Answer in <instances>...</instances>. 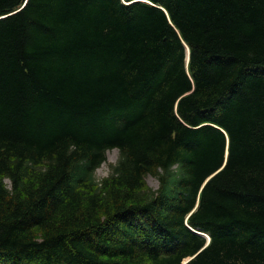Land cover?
I'll use <instances>...</instances> for the list:
<instances>
[{"label": "trees", "instance_id": "16d2710c", "mask_svg": "<svg viewBox=\"0 0 264 264\" xmlns=\"http://www.w3.org/2000/svg\"><path fill=\"white\" fill-rule=\"evenodd\" d=\"M0 264H264V0H0Z\"/></svg>", "mask_w": 264, "mask_h": 264}, {"label": "rangeland", "instance_id": "374dc122", "mask_svg": "<svg viewBox=\"0 0 264 264\" xmlns=\"http://www.w3.org/2000/svg\"><path fill=\"white\" fill-rule=\"evenodd\" d=\"M117 159V150H111L106 153V162L103 163L95 172V178L97 181H101L108 176L110 167L116 163ZM145 188L146 190L156 191L158 189V181L155 178L148 176L145 179Z\"/></svg>", "mask_w": 264, "mask_h": 264}, {"label": "water", "instance_id": "95a60500", "mask_svg": "<svg viewBox=\"0 0 264 264\" xmlns=\"http://www.w3.org/2000/svg\"><path fill=\"white\" fill-rule=\"evenodd\" d=\"M202 236L206 237L205 235H202ZM206 238H207V240L209 241V238H208V237H206Z\"/></svg>", "mask_w": 264, "mask_h": 264}]
</instances>
